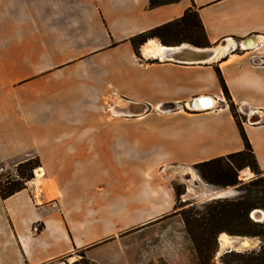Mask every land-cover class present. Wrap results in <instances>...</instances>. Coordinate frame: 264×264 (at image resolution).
Returning <instances> with one entry per match:
<instances>
[{
    "label": "crops",
    "instance_id": "obj_1",
    "mask_svg": "<svg viewBox=\"0 0 264 264\" xmlns=\"http://www.w3.org/2000/svg\"><path fill=\"white\" fill-rule=\"evenodd\" d=\"M193 6L211 45L229 42L223 53L207 63L183 64L145 57L143 46V59L136 57L129 38L179 19ZM251 37L257 45L241 49ZM260 59L264 0H181L156 9L149 8V0H0V164L17 165L32 155L42 163L26 189L0 197V264H75L83 252L96 264H116L107 256L108 245L88 249L101 241L95 232L100 201L90 188L101 160L115 155L110 151L116 142L110 135L101 141L106 132L94 122L68 125L69 117L93 118L96 111L53 109V102H97L107 92L152 112L175 105L173 155L193 166L242 151L244 142L227 106L190 114L182 109L198 97L223 101L219 68L233 102L264 113ZM41 102L43 108L35 109ZM243 127L264 171V123L243 122ZM247 171L252 173L239 172L240 180L253 178L242 175ZM195 178L185 201L235 195L234 188ZM130 200L125 197L122 213H131ZM164 200L150 212L174 208L173 193ZM220 236L217 256L228 250L221 251Z\"/></svg>",
    "mask_w": 264,
    "mask_h": 264
},
{
    "label": "rangeland",
    "instance_id": "obj_2",
    "mask_svg": "<svg viewBox=\"0 0 264 264\" xmlns=\"http://www.w3.org/2000/svg\"><path fill=\"white\" fill-rule=\"evenodd\" d=\"M222 44L221 42L217 45ZM260 62L264 64V59H260ZM52 104V108L58 110L96 111L99 116L93 118L69 117L68 125H81L82 121L84 124L94 122L99 125L101 131L106 132L101 135V141H107L110 135V140L116 142L115 151H110L115 155L111 159L101 160L99 175L90 188L100 201V227L95 232L100 235L101 241L96 243V247L108 245L107 256L116 264H160L162 261L167 264H196L194 247L177 212L183 202L201 206L211 200H184L187 186L192 179H197V173L192 165L179 162L173 155L171 114L176 111L177 106L167 104L160 107L162 112L158 109L152 112L143 103L131 102L117 95L110 96L107 92L97 102L63 101ZM222 105L228 108L230 106L224 95L223 101H218L213 110L221 109ZM39 108H43L42 102L35 107ZM189 108L186 106L182 110L189 114L195 113V110ZM127 114L136 116L128 117ZM237 115L239 120H244L245 123H264V113H252L251 109L246 107L237 106ZM29 158L38 159L41 163L37 155ZM17 165L0 164V179L6 181L7 177L15 176ZM1 169L4 171L1 172ZM175 187L185 191L179 198L176 196ZM171 193L175 198L173 209L159 214L150 212L166 203L164 199H169ZM126 196L131 199V213H122L126 206ZM252 239L261 242L258 238ZM81 255L82 253H79L78 264H84L88 260L85 254V258ZM222 255L217 258L216 253V264L221 263Z\"/></svg>",
    "mask_w": 264,
    "mask_h": 264
},
{
    "label": "trees",
    "instance_id": "obj_3",
    "mask_svg": "<svg viewBox=\"0 0 264 264\" xmlns=\"http://www.w3.org/2000/svg\"><path fill=\"white\" fill-rule=\"evenodd\" d=\"M181 0H149V8L179 3ZM152 39H157L167 47L189 44L196 48H210L205 28L198 9L188 8L179 19L162 24L128 39L137 58L141 57V48ZM153 63L159 61L154 60ZM223 95L230 102V112L237 124L244 142L242 151L214 158L193 165L201 180L216 188H234L238 195L226 199H214L201 206L183 202L177 212L181 216L186 233L194 247L196 264H216L214 257L218 250L221 234L232 237L258 238L260 247L255 250L237 252L229 251L222 255L220 264H264V221H255L251 214L260 210L264 212V171L259 167L253 148L245 133L243 122L237 115V106L233 102L227 85L219 68H216ZM41 167L38 159H26L15 167V176L0 179V197L5 200L27 188V183L35 178V170ZM249 169L254 177L249 181L239 179V172ZM185 191L175 187L177 198ZM98 244L89 247L94 248ZM85 258V255L82 254ZM75 264H78L75 263ZM84 264H96L86 260ZM160 264H167L160 262Z\"/></svg>",
    "mask_w": 264,
    "mask_h": 264
},
{
    "label": "bare ground",
    "instance_id": "obj_4",
    "mask_svg": "<svg viewBox=\"0 0 264 264\" xmlns=\"http://www.w3.org/2000/svg\"><path fill=\"white\" fill-rule=\"evenodd\" d=\"M184 48H191L192 46H190L189 44H183ZM257 45V41L255 40L253 43H251L249 45V47H253ZM229 46V42H227L226 44H223L221 46H219L218 48L209 50V51H213V56H211L207 62H210L211 60H213L215 57H217V54L219 55V52H222V50H225L227 47ZM178 49L176 48H169L167 46H164L162 44H160L158 41H156L155 39L149 40L143 48V54L145 55V57H158L160 60H164L166 59V57L168 56L169 53H172V51H176ZM196 52H202L199 48H195L193 49ZM220 57V56H219ZM202 99H200L199 101L197 100L194 105H192V103H188L187 106H189L192 109H200L203 108L202 110H213L216 107V101H214L212 98L210 97H200ZM189 108V109H190ZM195 110V111H196ZM42 174V171L40 173V175ZM243 176L247 175L249 177H252V173L250 172H243L242 173ZM42 176V175H41ZM195 176V175H194ZM190 191L193 193L194 190L190 189ZM261 212V218L262 220H264V212ZM252 215V214H251ZM221 240V251L226 249V248H232L235 245V242L240 245H244V246H251L252 241L250 239H246V238H231L228 237L226 234H222L220 236Z\"/></svg>",
    "mask_w": 264,
    "mask_h": 264
},
{
    "label": "water",
    "instance_id": "obj_5",
    "mask_svg": "<svg viewBox=\"0 0 264 264\" xmlns=\"http://www.w3.org/2000/svg\"><path fill=\"white\" fill-rule=\"evenodd\" d=\"M255 41L254 37L248 38L246 40H243L240 44V46H242L245 49H250L253 47H249V45L251 43H253ZM191 46V45H190ZM169 48H176L178 50L176 51H172V53H169L168 56L166 57L167 61H173V62H177V63H183V64H202V63H207V60L213 56V51H209L212 50V48H199L202 52H196L193 49H195L196 47L192 46L191 48H184V45H180V46H175V47H169ZM202 98H194L190 103H192V105H194V103L198 100H200ZM192 109V108H191ZM203 108H201L202 110ZM196 110V109H193ZM200 110V109H198ZM197 177L199 178V180L201 182H203L201 180V178L197 175ZM204 183V182H203ZM206 184V183H204ZM208 185V184H206ZM235 195H226L224 197L221 198H217V199H226V198H232L238 195V192L236 190H234ZM214 200V199H212ZM251 218L254 219L255 221H263L261 218V212L260 210H256L252 213ZM227 235V234H226ZM231 237V236H230ZM235 238H246V239H251L252 244L251 246H244V245H240L238 243L235 242V246L232 248H228V252L229 251H237V252H244V251H250L253 250L255 247H259L261 242H256L255 239L252 238H247V237H235ZM221 244V243H220ZM220 249H221V245H220ZM220 256H217V258H219Z\"/></svg>",
    "mask_w": 264,
    "mask_h": 264
},
{
    "label": "built area",
    "instance_id": "obj_6",
    "mask_svg": "<svg viewBox=\"0 0 264 264\" xmlns=\"http://www.w3.org/2000/svg\"><path fill=\"white\" fill-rule=\"evenodd\" d=\"M241 47V49H243V50H245V48H243L242 46H240ZM199 98V97H198ZM4 171V169H1V172H3Z\"/></svg>",
    "mask_w": 264,
    "mask_h": 264
}]
</instances>
